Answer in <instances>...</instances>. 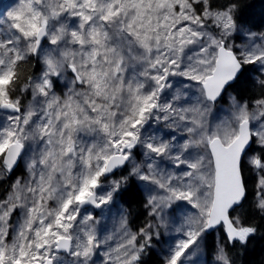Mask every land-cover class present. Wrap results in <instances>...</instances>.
Returning a JSON list of instances; mask_svg holds the SVG:
<instances>
[{"label":"snow or ice","instance_id":"6c2138e0","mask_svg":"<svg viewBox=\"0 0 264 264\" xmlns=\"http://www.w3.org/2000/svg\"><path fill=\"white\" fill-rule=\"evenodd\" d=\"M0 189V264H240L264 0H0Z\"/></svg>","mask_w":264,"mask_h":264},{"label":"trees","instance_id":"16d2710c","mask_svg":"<svg viewBox=\"0 0 264 264\" xmlns=\"http://www.w3.org/2000/svg\"><path fill=\"white\" fill-rule=\"evenodd\" d=\"M244 3L251 4V3H259V0H244ZM257 13H259L260 9H255ZM0 194H3V189H0ZM134 209V219L136 226H142L144 224L145 219L147 218L144 215V209H142L139 205H133ZM257 223H260L259 217L256 219ZM260 235H264L262 232ZM215 237L209 238L208 243L210 245L214 244ZM159 257L157 256H149L148 257V264H158ZM239 261L240 264H264V239H260L259 237L257 240H254L252 244L249 246V251L245 253L243 250L239 251Z\"/></svg>","mask_w":264,"mask_h":264},{"label":"rangeland","instance_id":"374dc122","mask_svg":"<svg viewBox=\"0 0 264 264\" xmlns=\"http://www.w3.org/2000/svg\"><path fill=\"white\" fill-rule=\"evenodd\" d=\"M0 195H1V194H0ZM147 219H148V218L145 219L144 223L146 222Z\"/></svg>","mask_w":264,"mask_h":264}]
</instances>
